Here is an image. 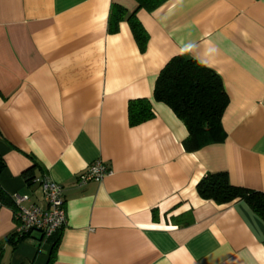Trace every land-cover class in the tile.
Instances as JSON below:
<instances>
[{
	"label": "crops",
	"instance_id": "1",
	"mask_svg": "<svg viewBox=\"0 0 264 264\" xmlns=\"http://www.w3.org/2000/svg\"><path fill=\"white\" fill-rule=\"evenodd\" d=\"M113 4L135 0H0V186L44 205L29 177L63 188L66 224L12 245L14 206L0 208V264H264V222L246 203L198 196L207 174L264 192V0H167L109 30ZM175 55L221 78L226 137L187 152L188 131L153 98ZM154 116L129 124L128 102ZM100 161L112 174L79 184ZM56 243V245H54Z\"/></svg>",
	"mask_w": 264,
	"mask_h": 264
},
{
	"label": "trees",
	"instance_id": "2",
	"mask_svg": "<svg viewBox=\"0 0 264 264\" xmlns=\"http://www.w3.org/2000/svg\"><path fill=\"white\" fill-rule=\"evenodd\" d=\"M135 1L137 6L130 13L123 6L113 4L109 16V30L112 33L116 32L119 22L126 20L137 44L144 49L147 34L136 14L139 10L151 12L167 0ZM153 98L169 106L186 126L188 135L182 142L185 151L193 152L205 145L219 143L225 139L226 133L221 119L229 102L228 95L220 76L198 60L184 55L171 57L156 77ZM127 113L131 126L143 123L154 116L149 98L130 100ZM5 166L3 156L0 154V174ZM28 172L24 175L27 183H31L34 178L29 177ZM196 189L201 199L212 200L220 205L243 201L264 222V192L232 185L227 172L207 173L198 182ZM3 206L13 207L14 203L0 186V208ZM15 211L14 206V213ZM31 233L18 236L13 232L3 243L16 245Z\"/></svg>",
	"mask_w": 264,
	"mask_h": 264
},
{
	"label": "built area",
	"instance_id": "3",
	"mask_svg": "<svg viewBox=\"0 0 264 264\" xmlns=\"http://www.w3.org/2000/svg\"><path fill=\"white\" fill-rule=\"evenodd\" d=\"M111 174L110 168L102 162L96 161L80 175L78 183L99 182ZM32 182L41 189L44 205L32 204L25 207L21 205L24 198L17 195L12 196L16 208L14 213L16 221L15 234L23 236L36 231L40 232L43 238L48 239L63 228L67 221L63 188L47 175L34 178ZM29 237L30 235L27 236V238Z\"/></svg>",
	"mask_w": 264,
	"mask_h": 264
}]
</instances>
